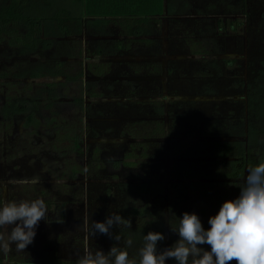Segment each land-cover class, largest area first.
<instances>
[{"label":"rangeland","instance_id":"obj_1","mask_svg":"<svg viewBox=\"0 0 264 264\" xmlns=\"http://www.w3.org/2000/svg\"><path fill=\"white\" fill-rule=\"evenodd\" d=\"M186 1L188 8L179 12V17H191L190 22L161 19L150 30L159 41L136 53L143 65L129 64V75L136 84L149 80V88H137L135 98L126 100V108L119 103L124 100L106 91L100 98L88 99L91 104L97 103L101 112L96 117L103 119L90 127L95 128V137L100 136L95 148L102 157L93 169L83 166V159L72 152L68 143L76 133L84 134L88 124L91 126L92 122L81 113L84 109L62 103L57 110L61 114H56L55 108L49 109L41 100L48 101L47 86L53 83L61 100L81 99L82 87L90 88L89 83L83 81L82 85L72 79L81 65L84 68L86 64L97 66L125 59L112 51L115 45L110 36L114 34H106L108 38L100 47L92 42L93 34L87 39L84 35L59 36L55 48L33 53L0 44V205L39 198L48 207L34 242L20 253L13 245L6 259L0 253V264H74L85 248L107 254L116 241L101 234L88 237L83 231L85 217L77 210L85 198L89 223L104 222L111 212L131 222L113 232L120 235L121 228V237L137 234L138 239H133V246L127 250L138 260L137 251L148 232L165 235L166 239L158 242L161 250L179 239L168 225L170 213L175 214L174 225L185 212L197 214L207 230L209 218L218 214L222 204L239 196L249 166L256 165L249 154L241 167L237 166L240 155L264 149V0ZM164 29L167 36L163 35ZM223 34V39L218 37ZM77 49L82 52L78 57ZM97 50L103 55L91 57ZM173 57L183 62L168 74L166 69H171ZM121 63L116 69L125 70ZM207 81L214 84L204 92L200 87L204 89ZM6 95L9 102L25 99V113H45L52 118L35 119L36 123L29 124L28 116L11 115L4 122L1 113ZM144 100L149 102H141ZM165 106L173 110L174 121L167 122ZM151 109L161 113L151 115ZM158 125V136L149 134ZM216 143L229 144L231 153L219 158ZM130 164H134L132 169L122 171V165ZM234 169L243 175L238 179L219 176ZM79 173L84 175L81 180ZM33 179L37 183H12ZM88 181L94 183L91 194H82L83 187L87 191ZM193 183L199 186L191 187ZM141 185H148L149 192L144 193L148 189ZM75 189L79 194L75 195ZM124 240L122 237V247ZM202 247L210 250L207 245ZM166 264L176 262L170 259Z\"/></svg>","mask_w":264,"mask_h":264},{"label":"clouds","instance_id":"obj_2","mask_svg":"<svg viewBox=\"0 0 264 264\" xmlns=\"http://www.w3.org/2000/svg\"><path fill=\"white\" fill-rule=\"evenodd\" d=\"M37 183L12 181V183ZM48 207L43 199L31 201H5L0 205V253L6 259L13 250L24 252L34 242L36 229L41 220H46ZM170 213L168 225L179 239L170 247L158 248V242L166 239L160 232L150 231L143 235L142 246L136 257H130L128 248L133 239L124 240L113 232L119 226H130L120 214L111 212L104 222L83 221L86 236L97 234L116 241L107 254L103 250L95 252L85 248L78 256L76 264H166L174 260L176 264H264V162L248 168L245 185L239 196L222 204L218 214L208 220L210 228L205 230L197 214L183 213L174 225ZM177 218V217H176ZM207 245L210 250L204 247Z\"/></svg>","mask_w":264,"mask_h":264},{"label":"flooded vegetation","instance_id":"obj_3","mask_svg":"<svg viewBox=\"0 0 264 264\" xmlns=\"http://www.w3.org/2000/svg\"><path fill=\"white\" fill-rule=\"evenodd\" d=\"M186 3H187L186 0H167V9L165 10L167 12H164V14H162L161 16H158L156 19H158L159 23H160L161 19L163 20V22H164V20L176 22L180 19L183 20L182 22H185V21L190 22V19H192L191 17H185V18L179 17L180 16L179 12L183 11L185 8H188V5H186ZM88 20H89L88 18H84L82 20L81 26H78L77 28H75V30H73L70 35H59V36L71 37V36H82V35H84V37H85L84 39H87L88 34H93L94 38L92 39V42L94 44L96 43L98 45V47H100V44L104 43L102 41L105 40L106 38H108V37H106V34L112 33V34H114V36H110L111 37L110 39L114 40V45H115V46H113L114 48H112V51L114 54H116L117 57H121L122 59H123V57H125V59L120 60V61L111 60V61H107L106 63H102V65H97V66H95L93 64H92V66L86 64L84 68L81 65L80 68L78 69L76 75H74V77L72 78L75 81L81 82L82 85H83V83H86V82L89 83V87H90L89 89H83V87H82V92H81L82 98L80 97L81 99H76V100L70 99L71 101L67 100V99L61 100L57 96V91H56L57 88H55L56 83H53V85H52L53 87L51 85L47 86L48 101L43 103L44 101L41 100V102H42V105L44 104V106H49L50 107L49 109L55 108L56 114H61V113L57 112V110L63 104H64V106L77 104L78 106H80L81 110L84 109V111L82 110L81 113H84V115L87 116L88 119H86V121H88L89 123H90V121L92 122L91 126L88 124L87 125L88 128L86 127L84 134L76 133L74 136L71 137V139L69 140L68 143L72 146V152H74L77 156H80L83 159V166L87 169H93V166H95V164L99 163L101 161L102 157H99V154H98L99 152H98L97 148H95L96 143L99 140L100 136L95 137L97 135L95 128H90V127L96 126L103 119L96 117L97 114L99 112H101V109H99V107L95 106L97 103L91 104L90 101H88V99L91 97H94V96L96 98H100L102 95H105V94L110 95V93H114V96H119L120 100H124L122 102L121 101L119 102L121 105H123V106L125 105V108L127 106H129V104H125L126 100L128 99V101H131V99H134L135 98L134 96H136V94H138L137 88L148 87V85H149L148 83H150V82H148L149 81L148 80L145 83V80H143V82H140V85H137L135 80L132 79V77L129 75L128 71H130V70H128V68H131L130 65H143L141 63V61L138 60L136 53H139L142 48L146 49L147 45L149 46V44L154 45V42L158 38L154 37L155 35L152 34L153 32L150 33V30H153L154 27L157 26V24H154V25L149 27V23H147V25L144 26V29L141 31L142 32L141 34L133 35V34H131V31H128V29H126V27H124V25L115 24V23L114 24L108 23L107 25H104V24L100 25V24L89 23ZM123 20L124 19H121V21H123ZM149 34L152 36L150 37ZM163 35L164 36L168 35V32H166L165 29H164ZM59 36L50 37L48 39L45 38V41L49 40V39L56 41L54 44H51V41H49L50 43H46L45 47L46 48H49L50 46L54 47V45L56 43H58ZM218 37L223 39L224 34L218 35ZM157 41H159V40H157ZM46 42H48V41H46ZM168 43L170 44V42H168ZM0 44H7V46L9 48H11L12 50H15L18 52H24V53L25 52L33 53L34 51H37L38 49H44L41 45L38 46L36 48V50L28 49V48L23 47V46L12 47L5 40L2 41V43H0ZM56 46H58V45L56 44ZM103 53L104 52L102 50H97L92 54L91 57H93V56L99 57V56L103 55ZM80 55H82V52L80 51V49H77L76 57H78ZM182 60L183 59L178 60V59H175L173 57V59H171V61H170V63H172L171 69L170 68L166 69L168 71V74H170V72H173L176 69V66H178L179 64H181L183 62ZM109 62H110V66H108ZM119 63L123 64V66L126 69L125 70L116 69V66L117 65L119 66ZM228 64L230 65V63H228ZM114 67H115V71L113 73ZM110 71L113 74L112 73L110 74ZM4 75H5V77L7 76V74H4ZM31 76L34 79L36 78V75H34V74H32ZM31 76H29V77H31ZM127 76H129V78ZM206 83H209V84H206ZM205 84L206 85H205L204 89H203V87H200V88H202V90L204 92L207 91L209 88L213 87L214 82L213 81H207V82H205ZM111 87H113V89H111ZM167 89L169 90L171 88L167 87ZM104 91H106V93ZM102 93H105V94H102ZM131 95H133V96H131ZM24 100L25 99L19 98V99H15L14 101L9 102L7 95L4 96L3 101H4L5 106L3 105V112L1 113L4 122L9 121L11 119V117H10L11 115H13V117H15V118H18V117L20 118V116H22V117L28 116V118L27 117L26 118H27V121L29 124L33 123V122L36 123L35 119H37V120L39 119V121H43L44 118H49V119L52 118V117L50 118V116H45L46 115L45 113L42 116H39L36 112H33V111L32 112L30 111L28 114L25 113L26 107L22 104V101H24ZM151 101H153V100H151ZM163 101L164 100H162V102ZM37 102H39V101L37 100ZM141 102H149V100H144ZM165 108L168 111L167 112V115H168L167 116L168 117L167 122H168V120L174 121L176 119V117L173 116L174 114H172L173 110H171L168 106H165ZM163 109H164V107H163ZM136 112H137V110H136ZM150 113H151V115H154V114L159 115L161 112L151 109ZM56 114H55V116H56ZM159 132H161V126L160 125H158L156 131L155 130L151 131L149 134L154 133V135L156 137V136H158ZM94 139H95V141H94ZM129 142H130L129 144H132L131 139H129ZM177 151H179V150H177ZM133 165L134 164L122 165V171L127 170V169L128 170L132 169L131 167ZM122 171H121V173H122ZM77 175L80 176L78 178V180H81L84 177V175L80 174V173ZM94 178H96V177H94ZM51 181L52 182H50V183H55V181H53V180H51ZM87 183L89 184V185L87 184L88 185L87 191H86V189L84 190V187H83L82 194H84V193L87 195L91 194V190L93 188L94 183H93V181H92V183L90 181H88ZM95 183L99 184L98 181H96ZM71 185H73V184H71ZM191 185H193V187H195L194 185H197V187L199 186L198 183H193ZM99 187H103V186H99ZM85 188H86V186H85ZM141 188L148 189L149 187H148V185H141ZM76 189H75V192H76L75 195L79 194V191ZM103 190L105 191L106 187L103 188ZM147 191L149 192V189L144 191V193H148ZM144 193L141 192V194H144ZM109 196H111V195H109ZM117 196H121V197L123 196L126 198L128 197L127 195H125V196L124 195H117ZM87 201H88V198H85L84 202L82 201L80 209L77 210V212H80L81 213L80 215H82L83 217L90 216V213H89L90 209L88 206H86ZM60 217H61L62 221L65 220V217H63L62 214ZM119 232L121 235V233H122L121 228H119ZM130 236H131L130 238L134 239L135 241L138 239L137 234L135 232L130 233ZM88 237H90V236H88ZM122 237H123V239H127V238H129V235L125 234V235H122ZM98 240H101V237H99ZM79 255H80V253H79ZM75 258H77V257L75 256ZM70 262L74 263L72 260ZM75 263H76V261H75ZM44 264H54V263L49 261V262H45Z\"/></svg>","mask_w":264,"mask_h":264},{"label":"trees","instance_id":"obj_4","mask_svg":"<svg viewBox=\"0 0 264 264\" xmlns=\"http://www.w3.org/2000/svg\"><path fill=\"white\" fill-rule=\"evenodd\" d=\"M70 1V3H69ZM0 0V43L7 41L12 47L36 50L45 48V38L70 35L81 26L82 20L89 23L124 25L133 35L141 34L144 26L159 24L158 16L164 14V0ZM57 3V5H56ZM69 3V5H66ZM117 18H124L118 21ZM24 30V31H23ZM264 113V112H262ZM255 133V131H252ZM251 136L253 137L252 133ZM219 158H226L232 148L227 143L216 144ZM251 155L256 165L264 162V149L242 152L237 166ZM242 171L220 174L221 177L238 179ZM193 187V185H191ZM197 187V185H194Z\"/></svg>","mask_w":264,"mask_h":264},{"label":"crops","instance_id":"obj_5","mask_svg":"<svg viewBox=\"0 0 264 264\" xmlns=\"http://www.w3.org/2000/svg\"><path fill=\"white\" fill-rule=\"evenodd\" d=\"M163 6H164V12H167V11H165L166 9H167V0H164V4H163ZM121 19H124V18H117V20L118 21H120ZM149 46H150V44H149ZM197 53H198V51H197ZM196 54V53H195ZM194 59V58H193ZM160 60V59H159ZM160 63H162V62H160Z\"/></svg>","mask_w":264,"mask_h":264}]
</instances>
